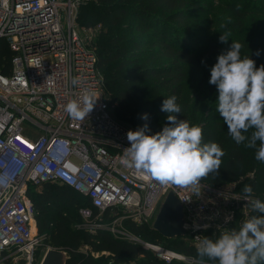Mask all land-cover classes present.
I'll return each instance as SVG.
<instances>
[{
	"label": "built area",
	"instance_id": "2783aa9c",
	"mask_svg": "<svg viewBox=\"0 0 264 264\" xmlns=\"http://www.w3.org/2000/svg\"><path fill=\"white\" fill-rule=\"evenodd\" d=\"M86 1L0 0V39L15 53L12 74H0V264H40L51 247L35 263L45 237L37 231L29 189L45 182L65 185L87 199L78 209V228L105 229L119 238L138 239L126 221L155 222L171 191L183 204L186 236L196 248L197 236L224 232L236 210L245 212L247 201L236 182L201 181L198 196L162 186L121 163L132 129L116 117L98 65L103 25L78 21ZM83 90L98 99L84 121H75L64 107ZM142 242L166 263L193 258Z\"/></svg>",
	"mask_w": 264,
	"mask_h": 264
},
{
	"label": "trees",
	"instance_id": "16d2710c",
	"mask_svg": "<svg viewBox=\"0 0 264 264\" xmlns=\"http://www.w3.org/2000/svg\"><path fill=\"white\" fill-rule=\"evenodd\" d=\"M258 1L264 9V0ZM93 7L99 9V15L94 18L90 13L88 19L93 21L81 22L82 12ZM200 8L204 6L198 0H93L81 5L78 21L81 25L97 22L103 25V36H100L104 41L99 43L100 36L97 39L98 65L107 91L114 93V97H110L111 104H122L115 106L120 118L128 119L129 105L135 111L137 107L142 110L158 96L164 101L175 95L181 106L177 118L186 119L191 125H200L203 142H216L225 153L219 174L201 181L212 186L236 182L239 191L240 179L248 171H253L254 175L245 185H251L253 195L263 198L264 162L255 159L256 149L244 148L241 145L245 144L237 145L232 140L227 125L216 111L218 97L214 102L206 101L201 108L202 100L206 99L203 96L209 95L205 91L197 106L190 108L186 103L189 85L210 79L212 66L225 52V44L213 37L200 47L198 38L201 35L196 32H201L198 31L201 23H197L193 30V21L196 24L194 18L198 17L196 12ZM230 37L242 44L241 58L249 56L257 68L264 65V25L249 28L244 20L238 30L231 31ZM14 56L9 42L0 39V74H12ZM158 90L163 92L161 96ZM216 93L219 95L218 91ZM167 114L156 106L149 111L145 121L151 130L148 134L162 131L168 125ZM145 123L137 122L135 126L139 128ZM29 194L37 207L35 216L39 234H46L45 241L49 246L70 254L68 264H126L128 260L139 264H218V261L199 257L197 248L187 236L165 238L151 224L126 221L138 239L119 238L105 229L91 233L78 228L76 225L81 222L78 209L88 201L65 185L45 182L39 188L31 187ZM239 226L236 223L232 228L238 229ZM221 233L208 231V237L215 240ZM142 240L193 258L173 259L166 263ZM85 246H88L87 251ZM3 264L13 263L6 261Z\"/></svg>",
	"mask_w": 264,
	"mask_h": 264
},
{
	"label": "clouds",
	"instance_id": "9594fccd",
	"mask_svg": "<svg viewBox=\"0 0 264 264\" xmlns=\"http://www.w3.org/2000/svg\"><path fill=\"white\" fill-rule=\"evenodd\" d=\"M230 35L229 31L223 32L220 42L227 44ZM241 49V43L232 41L230 49L217 57L210 70L209 84L217 86L216 111L227 125L232 140L237 145L256 149L255 159L264 162V65L257 68L249 56L241 58ZM77 83L73 80L74 85ZM97 99L91 90H83L78 98L67 102L64 111L72 120L84 121ZM176 101L175 95L163 101L161 111L168 113L169 123L162 131L148 134L151 130L145 123L127 132L130 147L123 150L121 163L162 186L190 189L199 196L201 180L219 174L225 153L218 143L203 142L200 125L177 118L181 106ZM142 119L147 121L148 114ZM242 192L247 205L264 214V202L254 198L251 185H244ZM196 238L197 254L201 258L207 257L218 264L264 262V215L245 219L238 229L226 230L215 240L208 236Z\"/></svg>",
	"mask_w": 264,
	"mask_h": 264
},
{
	"label": "rangeland",
	"instance_id": "374dc122",
	"mask_svg": "<svg viewBox=\"0 0 264 264\" xmlns=\"http://www.w3.org/2000/svg\"><path fill=\"white\" fill-rule=\"evenodd\" d=\"M91 1L93 0H87L85 3H89ZM198 1L200 2L201 5L204 6V8H200L196 12L198 17L194 18L196 24H194L193 21V25H194L193 30H195L197 23H201L200 27L198 28V31L201 30V32H196L197 34L200 33L201 35L198 38L201 48L208 43L211 37L215 38L219 43H221L219 40L220 35L225 31H229L231 33V31L233 30H238L239 27L242 25V21L244 20L249 28H253V27L261 28L264 25V15H263L264 9L258 0H198ZM90 13H92L93 17L95 18L96 16L99 15L100 11L97 7H93L83 11L82 14L80 15L81 22L85 23L87 21H93L92 18L88 19V15ZM222 24L225 25L224 28L221 27ZM101 35L103 36V34ZM102 36H100L99 38V43H102L104 41V37L102 38ZM229 39L230 40L228 41V43L224 45L225 52L230 49L232 41H234L231 37H229ZM209 80L210 79L201 80L199 82L192 83L191 85H189V92L186 97V103L188 107L192 108L197 106L199 104L198 102L199 97L205 91H208L209 95L203 96L206 99L202 100V103L200 104L201 108H203L206 101L214 102L215 101L214 99H217L218 97V94L216 93L218 91L217 86L209 84ZM154 85L152 87H154ZM157 93L158 95L161 96L163 92L158 90ZM109 94L112 99L114 97V93L112 91H109ZM162 104L163 101H161V97L158 96L154 99L153 102L150 103V106L147 107L146 109L140 110V108L137 107L138 110L135 111L132 109L131 105H129L130 110L128 112V119H122L116 114L115 106L116 105L121 106L122 104L119 103L115 104L113 109L116 117L120 119L123 123H125L130 129L135 131L138 129L135 126L137 122L145 123V120L142 119V116L144 114H149V111L155 106L161 110ZM250 132L247 133L246 135H250ZM241 146L247 148L245 145H241ZM253 175H254L253 171H248L246 175H244L240 179L241 184L238 186L239 191H242L247 180ZM260 200L264 202V197L261 198ZM240 209H238V212L242 213L243 210ZM244 211L245 212H243V214H239L236 210V215L233 222L228 226H226L224 231L231 229L233 225L235 227L236 223H239L241 225L245 219H248L251 216L262 215L258 212L253 211L250 205H246ZM150 223L153 224L154 222L150 220L149 224ZM43 235L46 238V234ZM47 245L48 244L44 240V242L40 245V248L37 251L35 263L40 261L41 255L44 249L47 247ZM20 263L21 260H18L16 263L13 264H20ZM125 263L139 264L137 261H132V260L125 261Z\"/></svg>",
	"mask_w": 264,
	"mask_h": 264
},
{
	"label": "water",
	"instance_id": "95a60500",
	"mask_svg": "<svg viewBox=\"0 0 264 264\" xmlns=\"http://www.w3.org/2000/svg\"><path fill=\"white\" fill-rule=\"evenodd\" d=\"M152 227L165 238L187 235L184 207L174 192L168 194ZM70 259L71 256L66 250L50 247L40 264H68Z\"/></svg>",
	"mask_w": 264,
	"mask_h": 264
}]
</instances>
